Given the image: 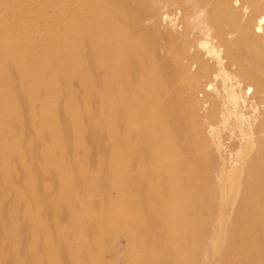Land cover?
<instances>
[{
	"label": "bare ground",
	"instance_id": "bare-ground-1",
	"mask_svg": "<svg viewBox=\"0 0 264 264\" xmlns=\"http://www.w3.org/2000/svg\"><path fill=\"white\" fill-rule=\"evenodd\" d=\"M98 41L106 43L103 54L115 53V98L108 99L115 103V153L97 157L103 173L84 170L76 180L104 189L115 180L118 196H129L127 203L117 201V210L146 208L160 227L140 230L163 249L164 260L155 264H195L192 256H209L191 236L203 231L226 233L222 264H264V0H0V105L10 104L6 75L29 80L20 88L36 96L44 84L38 75L52 71L57 55L74 59L69 71L84 73L82 45L96 53ZM7 114L0 111V118ZM49 115L56 121L54 112ZM233 151L235 160L228 156ZM234 185L240 189L233 191ZM29 190L26 183L23 191L0 186V200L9 201L0 206V264L24 261L6 246L18 247L20 237L3 232L17 227L10 208L25 199L21 216L32 234L31 259L74 264L67 254L82 251L71 243L78 230L66 228L45 199L57 236L41 230ZM190 213L202 224L186 219ZM132 231L119 229L128 237ZM169 236L176 239L163 241ZM42 249L48 252L36 256ZM85 254L78 264H100Z\"/></svg>",
	"mask_w": 264,
	"mask_h": 264
},
{
	"label": "rangeland",
	"instance_id": "rangeland-1",
	"mask_svg": "<svg viewBox=\"0 0 264 264\" xmlns=\"http://www.w3.org/2000/svg\"><path fill=\"white\" fill-rule=\"evenodd\" d=\"M54 46H59V43L55 41ZM105 47L106 43L98 41V50L93 53L88 50V45H82L86 54L84 73L69 71L66 67L74 59L57 55L52 71L38 75L37 80H43L44 84L41 86L43 90L36 96L28 95L20 88L21 80L16 74L6 75L2 79L9 86L6 99L10 104L6 107L0 105V111H8L6 116L0 118V186L7 190L23 191L25 183L31 185L32 190L27 193L32 191L36 196L35 200L29 201L30 211L40 215L43 222L40 229H49L52 237L57 236V226L47 206L41 202L44 199L61 215L66 228L75 227L78 230L71 243L81 245L82 253L67 254L74 264H78L80 254L87 252H91L94 260L100 264H155L154 260H164L163 249L151 245L140 230L147 227L156 233L160 227L147 217L146 208L134 207L127 212L117 210V201L127 203L129 196L128 193L118 196L115 180L108 182L110 186L105 189L76 180V173L84 170L89 176L98 171L103 173V168L96 165L97 157L108 159L111 152L115 153V103H108L109 98H115V85L110 87L115 81V71L111 68L115 53L103 54ZM96 81L101 83L97 85ZM23 82L28 83L29 80ZM71 104L76 105L75 110L70 107ZM50 112H54L56 121L50 119ZM3 148H13L15 154L10 155ZM235 152L228 155L232 160L237 159ZM17 158L24 159L28 167ZM127 165L124 163L120 169L125 171ZM59 177H62L63 183H60ZM236 189L239 190L240 185H234L233 191ZM8 203L6 199L0 200V206H7ZM24 203L17 207L10 204V212L17 214L19 220L17 227L7 229L3 234H16V239H21L22 243L16 248L6 240L11 256H24L22 264H37L36 260L31 259L34 253L28 251L33 239L21 216ZM74 207H79L77 213L72 212ZM187 218L196 225L202 224V220L195 219L192 213ZM108 220L111 223L105 226ZM215 221L219 227L224 224L223 220ZM124 226L136 231H132L129 237L123 235L119 229ZM178 229L182 230L183 227ZM78 234L84 239H79ZM191 236L197 246L205 247L210 252L209 256L207 253L202 256L186 253L188 257L196 259L195 264H222L228 242L225 232L203 231ZM175 239V236H169L163 241ZM46 252L47 249H42L36 256Z\"/></svg>",
	"mask_w": 264,
	"mask_h": 264
}]
</instances>
